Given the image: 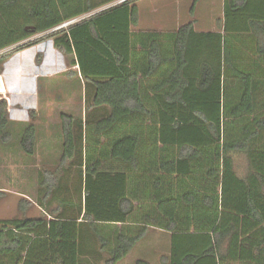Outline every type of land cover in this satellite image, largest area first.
Wrapping results in <instances>:
<instances>
[{
  "label": "trees",
  "instance_id": "trees-1",
  "mask_svg": "<svg viewBox=\"0 0 264 264\" xmlns=\"http://www.w3.org/2000/svg\"><path fill=\"white\" fill-rule=\"evenodd\" d=\"M110 1L0 0V66L51 38L100 113L60 115L59 161L39 172L42 214L0 219V264H118L149 229L170 234L162 264H264V0H223L217 31L189 21L141 34L140 53L118 43L138 20L131 0L48 32ZM6 109L1 99L0 138ZM34 141L29 124L26 153Z\"/></svg>",
  "mask_w": 264,
  "mask_h": 264
},
{
  "label": "rangeland",
  "instance_id": "rangeland-1",
  "mask_svg": "<svg viewBox=\"0 0 264 264\" xmlns=\"http://www.w3.org/2000/svg\"><path fill=\"white\" fill-rule=\"evenodd\" d=\"M101 1V0H95ZM120 0H113L105 5L96 8L92 13L102 10V8H109L114 6ZM184 0H180V2ZM190 1L187 5L182 3V11L186 12L190 8ZM216 1V0H215ZM222 0H217V5L214 7L213 13L221 16ZM155 2V0H153ZM209 0H201V7L197 8L200 11V18L202 19V28H209V23L216 24V17L210 22V13L206 6ZM159 0H156V5H159ZM174 11V8L172 7ZM91 13V14H92ZM176 13V12H175ZM88 14V13H86ZM89 15V14H88ZM177 18V14L174 15ZM221 19V18H219ZM48 33V32H46ZM42 34L34 35L30 39H37ZM46 40L45 38H43ZM42 39V40H43ZM42 40L38 42H42ZM32 43L30 46L44 43ZM29 46V47H30ZM28 48V47H27ZM25 49V48H24ZM22 49V50H24ZM20 50V51H22ZM16 51L9 55L14 57ZM53 56L56 59V73L52 77H40L38 81L39 97L36 100V107L34 109L21 111L20 105L14 106L17 98L13 97L10 91L4 84L2 77V70L4 62L0 66V100L5 99L7 104L6 114L8 124L6 138H0V216L15 217L18 213V200L10 198L11 195L4 194L3 190H24L29 193L30 187L36 185V175L38 172L46 169L53 170L59 161L60 145H61V114L73 115L76 118L89 119L96 114L94 110L88 108L90 98L87 97L84 85L77 74H67L68 69L75 71L77 68L71 66V55H66L55 48ZM42 54H36L35 63L42 60ZM14 68V67H13ZM14 92L13 88H10ZM13 113V118H12ZM24 114V115H23ZM20 115V116H19ZM32 125L34 131V155L29 156L23 150L20 143L26 126ZM234 169L238 175L242 176L247 172V161L242 154L233 155ZM23 170L25 172H23ZM75 169L69 170L67 175V182L69 187L75 180ZM60 174L61 171L59 170ZM64 175V177H65ZM25 176V177H24ZM32 188V187H31ZM169 234L155 229H149L145 237L140 240L133 248L131 254L118 264H134L137 259H143L149 264H162L161 257L168 254L169 249ZM105 255L98 259L96 264H102V259Z\"/></svg>",
  "mask_w": 264,
  "mask_h": 264
},
{
  "label": "crops",
  "instance_id": "crops-1",
  "mask_svg": "<svg viewBox=\"0 0 264 264\" xmlns=\"http://www.w3.org/2000/svg\"><path fill=\"white\" fill-rule=\"evenodd\" d=\"M103 1V0H101ZM101 1H95L94 3H100ZM113 1V0H112ZM128 1V0H124ZM134 1L135 5L138 8V20L134 25L129 26V35L126 38L122 36V38L118 41V43H137L133 48V52L140 53L141 45L139 43H148L146 41V37L140 36L146 32H156V33H168L176 31L182 24L193 21L194 30L196 32H213L217 31L221 28V22L223 18V5L221 9V16L218 18L217 15L213 13L214 7L217 5V0H209V2L203 6H206L208 13H210V22L213 20V17H216V24L213 25L209 23V28H202V19L200 18V7L201 0H191L190 8L186 9L187 11L183 13L182 11V3L187 5L189 0H184L183 2L180 0H159V5H156V0H131ZM121 3V2H120ZM223 4V0L221 1ZM106 3H101L98 5L99 8ZM174 8V11L172 10ZM95 8V9H96ZM197 8L199 10L197 11ZM202 8V7H201ZM94 9V10H95ZM107 8H102V10ZM204 7L202 8V10ZM94 10L88 12V14L92 13ZM99 10V11H102ZM205 10V9H204ZM96 11L95 13L99 12ZM176 12V13H175ZM92 13V14H95ZM86 14V13H85ZM83 14V15H85ZM175 14H177V18H175ZM49 30L48 32H50ZM46 40H42L44 44H37L34 46H30L25 48L22 51L15 53L14 57L10 56L7 60H5L2 70V77L4 79V84L7 89L10 91L11 95L17 98V101L14 102V106L20 105L19 109L21 111H26L30 109H34L36 107V100L39 97L38 92V81L40 77H52L56 73V59L53 56V52L55 48L53 46V41L51 38H45ZM247 41V42H246ZM246 43L249 42L246 39ZM156 43H163V41L159 38L156 39ZM165 43V42H164ZM132 50V49H131ZM42 54V60L39 63H35L34 59L36 54ZM14 67V68H13ZM13 88L14 92L10 90ZM11 109L8 110L7 115L11 116ZM24 115V114H23ZM20 116V115H19ZM13 118V113H12ZM29 154V153H28ZM34 155V150L29 156ZM23 172H25L23 170ZM36 185H32L30 187L29 193L24 190H3L4 194L11 195L10 198H14L18 200V213L19 216L16 215V218L28 217L34 218L39 217L42 214V209L38 203V198L40 197V189H39V172L36 175ZM25 177V176H24ZM1 192V191H0ZM53 204V203H52ZM54 206V204L52 205ZM12 217L0 216V219H8ZM14 218V217H13ZM49 218V216H47ZM163 231V230H158ZM165 232V231H163ZM166 234H169L165 232ZM170 238V234L168 235ZM169 241V240H168Z\"/></svg>",
  "mask_w": 264,
  "mask_h": 264
},
{
  "label": "built area",
  "instance_id": "built-area-1",
  "mask_svg": "<svg viewBox=\"0 0 264 264\" xmlns=\"http://www.w3.org/2000/svg\"><path fill=\"white\" fill-rule=\"evenodd\" d=\"M122 1H124V0H120L119 2H122ZM89 15H91V14L89 13ZM89 15L85 14V15H81V16H76V17L70 18V19L60 23L59 25L53 27L51 29V31L66 30V29H68L69 26H71V25H73V24H75V23L87 18Z\"/></svg>",
  "mask_w": 264,
  "mask_h": 264
}]
</instances>
